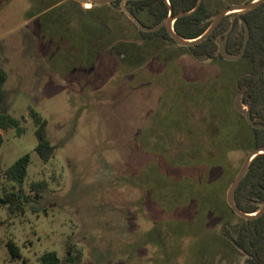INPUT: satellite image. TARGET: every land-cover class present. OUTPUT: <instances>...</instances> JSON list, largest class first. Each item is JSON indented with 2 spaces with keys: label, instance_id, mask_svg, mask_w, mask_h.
Listing matches in <instances>:
<instances>
[{
  "label": "rangeland",
  "instance_id": "1",
  "mask_svg": "<svg viewBox=\"0 0 264 264\" xmlns=\"http://www.w3.org/2000/svg\"><path fill=\"white\" fill-rule=\"evenodd\" d=\"M57 1L0 0L2 88L23 128L0 130V186L18 191L5 171L24 154L22 193L47 182L38 202L14 213L0 204V264H39L45 251L62 257L68 236L82 264H241L233 242L241 220L224 205L248 151L229 136L243 118L233 101L249 63L197 59L176 42L140 36L125 1ZM29 109L57 146L45 163ZM183 134L219 143L222 164L177 165L189 147L173 146Z\"/></svg>",
  "mask_w": 264,
  "mask_h": 264
},
{
  "label": "trees",
  "instance_id": "2",
  "mask_svg": "<svg viewBox=\"0 0 264 264\" xmlns=\"http://www.w3.org/2000/svg\"><path fill=\"white\" fill-rule=\"evenodd\" d=\"M120 1L114 0L109 5L117 6ZM245 1L250 0H202L192 13L174 20V31L184 38H195L203 33L212 17L221 8ZM196 2L197 0H168L172 15L190 11ZM124 3L128 11L143 25L145 24L142 17L145 13L151 18L152 23L145 25L147 27H153L163 22L169 11L165 0H126ZM244 22L249 28V39L241 60H244V64L249 63V69L238 75L237 86L242 93L241 101L249 111L251 120L255 124L264 125V1L251 10L225 15L205 40L193 46H184V48L197 59H222L217 52L218 45L216 43L217 40H222L226 53L231 56L237 55L245 33ZM138 33L140 36L149 38L159 36L163 40L174 42L164 27L152 32L139 30ZM6 77V72L0 68V130L15 129L17 133H21L23 128L19 125V120L7 112L6 92L2 88ZM27 114L34 125L35 151L40 160L45 163L52 158L57 146L51 144L47 137L46 120L31 109ZM242 117V121L239 122L232 120L233 125L237 124L238 129H236L239 132L234 135L233 132L229 139L234 140L237 136V142L242 146L246 142L248 150L264 146V127L252 128L245 121L244 115ZM180 140L185 141L189 147H183L178 151L177 165L196 167L203 164L207 166L222 164L223 160L220 158L224 156L225 151L220 156L215 152L219 143H206L208 139L198 134L193 137L191 134L188 136L183 134L182 138L173 142V146L179 148L178 145L182 143ZM186 150L189 152H184ZM28 163L29 155L24 154L5 171V178L19 185L18 191H11L5 186H0V204L7 205L10 213L20 210L23 201L33 199L38 202L47 187V182L44 179L31 181L29 182L31 194L22 193L20 186L26 179ZM234 200L239 209L246 213L256 211L264 202V154L256 155L249 163L247 171L235 191ZM224 206L226 215L233 214L226 203ZM216 210L221 213L219 207ZM220 217L222 214L218 218ZM240 220L233 238L234 244L248 255L245 264H264V212L258 218L251 220L240 218ZM7 245L12 257H20L19 249L14 242L9 241ZM37 262L39 264H82V252L68 236L65 240V254L62 257H59L55 251H45L37 256Z\"/></svg>",
  "mask_w": 264,
  "mask_h": 264
},
{
  "label": "water",
  "instance_id": "3",
  "mask_svg": "<svg viewBox=\"0 0 264 264\" xmlns=\"http://www.w3.org/2000/svg\"><path fill=\"white\" fill-rule=\"evenodd\" d=\"M90 3L94 4V5H106V4H110L111 2H113L114 0H88ZM126 0H121L120 4ZM167 5L169 6V11H168V15L166 17V19L157 24L156 26L153 27H147L145 25H143L133 14H131L124 6H122V4L120 5V9L121 11L127 15L138 27L139 30L145 31V32H152V31H156L157 29H159L160 27H164L166 32L168 33V35L172 38V40L174 42H176L177 44L181 45V46H193L196 45L198 43H200L201 41L205 40L212 32L213 30L216 28V26L218 25V23L221 21V19L227 15V14H236L238 12H245L248 10H251L253 8H255L257 5H259L261 2H263L264 0H250V1H245V2H241V3H233L230 4L226 7L221 8L211 19L210 24L208 25V27L203 31V33H201L199 36L195 37V38H184L180 35H178L173 28V23L174 20L180 16L183 15H187L192 13L194 10L197 9V7L200 5L202 0H197L194 8H192L190 11L188 12H183V13H179L176 15H172V10L171 7L168 3V0H165ZM244 26V37L242 40V45L240 48V51L237 55H228L225 51V47H224V41L222 40H217L216 43L218 45V53L220 54V56L224 59V60H228V61H235L238 60L242 57V55L244 54L248 39H249V28L247 26V24L244 22L243 23ZM241 95L242 93L239 91L233 101V108L239 112L240 114H243L245 117V121L247 122V124L252 127V128H263L264 125L263 124H255L252 120H251V116L249 111L244 107L242 101H241ZM258 154H264V146H257L254 148H251L250 150H248L236 172V174L234 175L232 181L229 184V187L227 189L226 192V197H225V202L228 205L229 208H231L233 214H235L237 217L244 219V220H251V219H255L258 218L259 216H261L264 212V202L260 205V207L251 213H246L243 212L242 210L239 209V207L236 205L235 200H234V195H235V191L237 189V187L239 186L240 182L242 181L249 163L251 162V160ZM246 256V255H245ZM244 256V257H245ZM244 257L241 260V264H244Z\"/></svg>",
  "mask_w": 264,
  "mask_h": 264
},
{
  "label": "flooded vegetation",
  "instance_id": "4",
  "mask_svg": "<svg viewBox=\"0 0 264 264\" xmlns=\"http://www.w3.org/2000/svg\"><path fill=\"white\" fill-rule=\"evenodd\" d=\"M61 1H62V0L57 1L56 3H54V5H58V4H60ZM85 6H87V4H85ZM88 9H91V8H88ZM222 59H223V58H222ZM240 92H241V91H240ZM234 110H235V109H234ZM235 111H236V110H235ZM236 112H237V111H236ZM237 113H239V112H237ZM239 114H240V113H239ZM242 115H243V114H242ZM239 249H240V248H239ZM240 250H241V249H240ZM241 251H242V250H241ZM242 253H243V257L246 255V256L244 257V261H243L244 264H245V260H246V258H247L248 255H247L246 253H244L243 251H242Z\"/></svg>",
  "mask_w": 264,
  "mask_h": 264
}]
</instances>
